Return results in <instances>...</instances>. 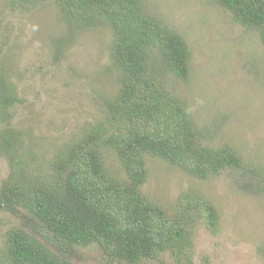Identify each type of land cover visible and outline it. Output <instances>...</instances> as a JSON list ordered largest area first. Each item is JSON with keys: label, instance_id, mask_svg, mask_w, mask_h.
Here are the masks:
<instances>
[{"label": "trees", "instance_id": "1", "mask_svg": "<svg viewBox=\"0 0 264 264\" xmlns=\"http://www.w3.org/2000/svg\"><path fill=\"white\" fill-rule=\"evenodd\" d=\"M9 2L32 7L39 0ZM56 2L68 18L108 22L109 61L119 87L109 97L97 95L100 114L54 150L42 171L21 134L2 127L22 99L0 85V155L9 166L0 182V208L19 217L0 234V264H75L77 249L93 244L100 264H165L158 260L163 255L169 264H195L196 225L215 231L218 211L197 189L183 191L171 206L148 198L142 191L146 157L199 179L226 169L255 175L257 167L229 144L203 143L206 134L188 103L166 82L189 77L190 49L179 32L146 10L144 0ZM216 2L236 22L258 30L264 43V0ZM106 154L115 157L118 172L109 170Z\"/></svg>", "mask_w": 264, "mask_h": 264}, {"label": "rangeland", "instance_id": "2", "mask_svg": "<svg viewBox=\"0 0 264 264\" xmlns=\"http://www.w3.org/2000/svg\"><path fill=\"white\" fill-rule=\"evenodd\" d=\"M144 4L179 32L190 49L189 77L172 76L166 82L188 103L193 121L206 134L203 143L231 145L258 172L226 169L199 179L147 156L142 191L171 206L183 191L197 189L215 205V231L202 222L196 225L195 264H264V43L259 32L236 22L216 0ZM110 38L107 21L68 18L56 0H39L32 7L0 0V85L22 99L2 127L21 134L25 147L40 159L39 170L47 168L54 150L100 114L103 104L97 95L109 97L117 91L119 75L109 61ZM104 158L109 170L118 172L115 157ZM8 171L7 159L0 155V182ZM16 222L17 215L0 208V234ZM100 254L97 245L79 247L73 261L100 264ZM158 260L169 264L172 259L163 255Z\"/></svg>", "mask_w": 264, "mask_h": 264}]
</instances>
